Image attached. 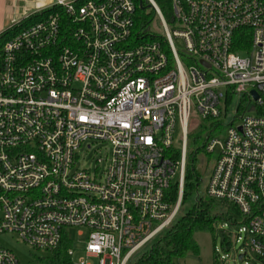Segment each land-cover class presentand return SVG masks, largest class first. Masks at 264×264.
<instances>
[{
    "label": "built area",
    "instance_id": "1",
    "mask_svg": "<svg viewBox=\"0 0 264 264\" xmlns=\"http://www.w3.org/2000/svg\"><path fill=\"white\" fill-rule=\"evenodd\" d=\"M144 1L153 15L143 26L134 0H52L10 25L0 43V232L55 250L64 227L79 226L78 264H128L179 213L190 124L225 115L237 93L246 106L205 143L216 152L205 192L236 204L241 258L264 263V0H162L168 18L160 0ZM155 17L163 32L149 28ZM101 142L105 156L79 165L80 148ZM0 264L20 262L0 244Z\"/></svg>",
    "mask_w": 264,
    "mask_h": 264
},
{
    "label": "rangeland",
    "instance_id": "2",
    "mask_svg": "<svg viewBox=\"0 0 264 264\" xmlns=\"http://www.w3.org/2000/svg\"><path fill=\"white\" fill-rule=\"evenodd\" d=\"M52 0L49 1V3ZM161 6L164 15L168 18L171 13L170 4L161 0ZM152 11L149 6L145 7V12ZM43 14V13H42ZM37 14L35 18L42 15ZM152 13L147 15V18H152ZM34 18V19H35ZM34 19H26L24 22L28 23ZM149 28L155 29L158 32H163V27L159 20L155 17L149 22ZM178 48L179 45L177 43ZM247 104V98L237 93H231L226 104V114H222L217 118L204 119L205 126L202 129L196 128L194 122H192V131L187 142V150L194 152V167L201 171L202 181L198 186L200 193L205 192L206 183L210 175L211 169L216 159V152H206L204 148L205 135L211 136L224 135L226 133L229 121H231L234 114L242 112L244 106ZM238 118L235 119V121ZM220 122V123H216ZM198 136V137H195ZM109 144L107 142L95 143L91 149L86 150L82 146L79 150V165L94 167L97 163L96 157L105 156ZM176 179V176L172 179ZM195 193L189 195L183 202L180 212L186 211L193 203ZM242 224L230 226L226 223L217 222L214 231L208 229H198L193 233V237L198 244L199 252H188L185 256L174 257V264H264L263 261L255 255L254 252H249L248 257L239 258L238 254L241 253L247 242L244 239V231H239ZM224 228L226 232L230 233L229 242L225 247L222 245L223 233L221 228ZM79 226H66L64 232L68 233V238L65 239L67 245L71 244L74 251V264H78L79 256L84 254V239L87 229L83 228V232L80 233ZM239 233L237 236L236 233ZM72 242V243H71ZM0 244L9 248L17 256L20 264H51V259L54 255V250H45L40 248H34L22 240H20L16 233L3 231L0 232ZM145 247L140 252L146 250ZM217 249V251H216ZM215 255H218L219 261L215 262ZM221 256L223 258L221 259ZM91 262L95 264L97 262L96 257L90 258ZM128 264H132L130 261Z\"/></svg>",
    "mask_w": 264,
    "mask_h": 264
},
{
    "label": "trees",
    "instance_id": "3",
    "mask_svg": "<svg viewBox=\"0 0 264 264\" xmlns=\"http://www.w3.org/2000/svg\"><path fill=\"white\" fill-rule=\"evenodd\" d=\"M136 3V19L139 26L146 25L150 18L147 15L152 11L145 12V1L134 0ZM161 2V0H160ZM49 9L40 11L45 13ZM37 12L31 14L28 19H34ZM17 25L5 28L0 32V43L3 42L12 33ZM204 119L197 118L193 120L194 125L198 129L205 126ZM192 123L189 126L187 133V142L192 131ZM209 134L205 135V143ZM198 137V136H195ZM204 143V148H205ZM207 152V151H206ZM202 181V173L194 167V152H186V166L184 176L183 188V202L184 200L195 193L192 205L184 212H180L177 217L170 223L162 232H160L148 245L147 249L136 254L132 264H174V257L185 256L188 252H199L197 242L193 237V233L198 229H208L214 231L217 222L226 223L230 226L237 225L241 222L240 210L236 204L228 200H219L206 194L200 193L198 186ZM170 199H174L177 194V184L172 182L167 189ZM182 202V204H183ZM182 207V205H181ZM181 209V208H180ZM223 233L222 245L226 248L230 233L226 232L222 227ZM67 243L62 240L61 244L54 250L51 264H72V261L67 254ZM215 262H217L215 258Z\"/></svg>",
    "mask_w": 264,
    "mask_h": 264
},
{
    "label": "crops",
    "instance_id": "4",
    "mask_svg": "<svg viewBox=\"0 0 264 264\" xmlns=\"http://www.w3.org/2000/svg\"><path fill=\"white\" fill-rule=\"evenodd\" d=\"M50 0H0V32L26 14L49 4Z\"/></svg>",
    "mask_w": 264,
    "mask_h": 264
},
{
    "label": "water",
    "instance_id": "5",
    "mask_svg": "<svg viewBox=\"0 0 264 264\" xmlns=\"http://www.w3.org/2000/svg\"><path fill=\"white\" fill-rule=\"evenodd\" d=\"M252 92L254 93V96H255V97H257V93H256L255 91H252ZM242 255H243V253H242V252H241V253H239V254H238L239 258H241V257H242Z\"/></svg>",
    "mask_w": 264,
    "mask_h": 264
}]
</instances>
